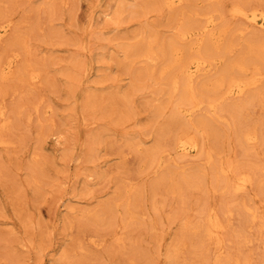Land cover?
<instances>
[{
    "label": "rangeland",
    "instance_id": "1",
    "mask_svg": "<svg viewBox=\"0 0 264 264\" xmlns=\"http://www.w3.org/2000/svg\"><path fill=\"white\" fill-rule=\"evenodd\" d=\"M235 3L264 10V0H0V25L11 23L0 66L18 54L15 75L0 72V138L9 141L0 145V264H264V52L260 31L232 16ZM209 16L225 29L218 42L180 37ZM171 42L178 60L214 59L196 83L224 75L191 114L170 91ZM259 76L250 92L226 97L233 77ZM187 138L194 157L178 146ZM222 167L253 183L226 188ZM210 209L226 225L219 251L195 229Z\"/></svg>",
    "mask_w": 264,
    "mask_h": 264
},
{
    "label": "bare ground",
    "instance_id": "2",
    "mask_svg": "<svg viewBox=\"0 0 264 264\" xmlns=\"http://www.w3.org/2000/svg\"><path fill=\"white\" fill-rule=\"evenodd\" d=\"M165 1L166 4H168V6L173 7L175 6L177 3H180L182 0H163ZM120 2V1H119ZM120 4V3H119ZM120 6V5H119ZM123 6V5H122ZM121 6V7H122ZM232 16L237 17V18H241L243 20L246 21L247 24H249L250 26H252L251 28H254L256 30L260 31V35L259 37V46L263 49L264 52V10H262L261 8H251V9H247L244 8L243 6L239 5V4H233L232 6ZM207 23L204 26V30H198V31H190V30H186V29H182L181 33H180V37L181 38H189V37H195L196 40H198V45L201 46L202 42H203V38L205 35L209 36L211 40L218 42V40H220V38L222 37V35L225 33V29H220V30H215L214 26L216 25V21L215 18L213 16H209L207 18ZM204 25V24H203ZM11 26L10 22L4 23L2 25H0V40L7 34L9 27ZM225 26V25H224ZM239 29V28H238ZM178 35V34H176ZM258 35V34H257ZM179 36V35H178ZM151 37V35H150ZM175 38V37H174ZM194 38V39H195ZM241 38V37H240ZM226 39V38H225ZM224 39V40H225ZM244 39V38H243ZM171 40V39H170ZM191 40V39H188ZM256 41V40H255ZM167 42V41H166ZM247 42V41H246ZM164 43V42H163ZM221 43V41H220ZM226 43V42H225ZM245 43V41H244ZM178 45V44H177ZM223 46V44H221ZM150 46V45H149ZM165 47V46H164ZM168 50L167 48L164 49V54L168 55V53H170V55H172V58L168 62L169 66H176V73L175 75L172 77V80L170 82V91L172 92H179V99H178V104H177V110L179 111V113L181 114L182 111H187L188 114L194 112L196 109H198L201 105V101L200 99L197 100L198 97V93L200 95L201 91H214L216 93V91L218 89L221 88V86L224 85V75L218 74L215 77L212 76H206L204 78V80L196 83L197 78L201 77V75H205L208 74V72L210 70H212L211 68V63L212 60L214 59H209L207 60V58L203 55H198V56H191L185 59H180L178 60L177 58H175V55L178 56L177 54V48L175 43L171 42L168 45ZM224 47V46H223ZM222 47V48H223ZM128 49V48H127ZM221 49V48H220ZM131 51V50H130ZM216 51V49H215ZM132 53V52H131ZM159 53V52H158ZM124 54V53H123ZM129 50H127L126 52V58H128ZM133 54V53H132ZM145 54V53H144ZM148 55V53H146ZM222 54V53H221ZM260 54V53H259ZM17 55L11 59H9L5 64H1L0 66V72H1V76L2 78H10L12 76L15 75L16 71V62H17ZM150 55V54H149ZM162 55V54H161ZM140 56V55H139ZM138 56V57H139ZM142 56V55H141ZM174 56V57H173ZM223 56V55H222ZM259 56V55H258ZM163 57V56H162ZM214 57V56H213ZM170 58V57H169ZM168 58V59H169ZM264 58V57H263ZM128 60V59H127ZM159 60V59H158ZM161 60V59H160ZM233 60V59H232ZM152 61V60H151ZM262 63V62H261ZM165 64V63H164ZM214 64V63H213ZM216 64V63H215ZM32 65V64H31ZM77 65V64H76ZM28 66H30L28 64ZM214 67V66H213ZM229 67V66H227ZM232 67L239 69L240 71H244L246 70V63L244 61H242L241 59H236L232 62ZM250 67V66H249ZM29 68V67H28ZM175 70V69H174ZM220 69H218L219 72ZM172 71V70H171ZM161 72V71H160ZM39 73V72H38ZM173 73V72H172ZM237 74V73H236ZM258 74V73H257ZM234 75V74H233ZM240 75V74H239ZM23 76V75H22ZM243 76V75H242ZM258 76V75H257ZM264 76V75H263ZM42 77V76H41ZM230 77V76H229ZM29 78L34 79L37 83L39 81V74L32 73V71H30L29 74ZM244 78V77H243ZM263 77L259 76L258 78L255 77L252 80H243L239 78H235L233 77L232 80L229 83V86L227 88V96L229 98H240L242 97L247 90H249L252 86H254L255 84H257ZM166 79V78H165ZM169 79V78H168ZM170 80V79H169ZM167 81V80H166ZM262 82V81H261ZM212 87H209L211 86ZM258 88V87H257ZM202 89V90H201ZM252 89V88H251ZM250 92V90H249ZM171 93V92H170ZM204 95V94H203ZM208 96L211 98L210 100H208L209 103V107H212L213 109L216 107V104L214 103L215 100L212 99V96H210L208 94ZM207 96V97H208ZM173 97V96H172ZM217 97V96H216ZM215 99V98H214ZM228 99V98H227ZM251 99V98H250ZM249 99V100H250ZM206 100V101H207ZM219 100V99H218ZM246 100V99H244ZM196 101V102H195ZM217 101V100H216ZM248 101V100H247ZM184 102H190L193 103V106H191L188 109L182 108L181 103ZM225 102V101H224ZM222 103V102H221ZM244 103V101H243ZM174 104V103H173ZM175 105V104H174ZM1 107V106H0ZM173 107V106H172ZM219 107V105H218ZM221 107V106H220ZM240 106H235V109H237ZM207 108V107H206ZM175 109V108H173ZM200 109V108H199ZM198 109V110H199ZM250 109V108H249ZM228 110V109H227ZM165 112V111H164ZM6 111L4 110L3 107L0 108V120H2V126L6 127L7 126V117H6ZM161 114V113H160ZM164 114V113H163ZM179 114V115H180ZM177 115V114H176ZM238 118V117H237ZM183 119V118H182ZM181 121V120H180ZM190 121V120H188ZM7 122V123H6ZM203 123H206L203 121ZM207 124V123H206ZM195 125V124H194ZM162 126V125H161ZM197 126V125H196ZM179 127V126H178ZM193 127V126H192ZM196 128V127H195ZM1 130V129H0ZM190 130V129H189ZM254 130V129H253ZM247 131V130H246ZM249 131V130H248ZM244 134L243 136V140L247 143H252L255 142V140L258 138V135L254 132H248ZM190 136V135H189ZM239 136V135H238ZM165 138V137H164ZM181 138V137H180ZM166 139V138H165ZM188 141L186 140H181L178 144V146H180L183 150L184 153L186 155H189L191 157H194L196 155V153L198 152V149L196 147V144L194 142H192L191 139L187 138ZM179 141V140H178ZM258 143V142H257ZM9 141L4 139V138H0V145H8ZM244 144V143H243ZM251 145V144H250ZM250 147V146H249ZM162 148V147H161ZM160 150V148H159ZM157 150H153L150 152L149 158L152 162H156L157 158ZM208 157L209 160L212 159V154L208 153ZM216 155V154H215ZM178 156V155H177ZM218 156V155H217ZM215 157V156H214ZM207 158V156H206ZM174 159V157L172 158ZM202 159V158H201ZM188 160V159H187ZM186 160V161H187ZM262 162V161H260ZM158 164H161L160 162ZM229 163L227 162V165ZM232 164V163H231ZM204 165V164H203ZM218 165V164H217ZM260 165V164H259ZM229 166V165H228ZM232 167V165H231ZM212 168V167H211ZM253 169V168H252ZM221 174H223L224 176V184L225 187L228 189H231L232 191H244L246 192L247 188L253 183V177L247 173L244 172H239V174L234 175V177H232V175H230V169H227L225 167H222L221 169ZM232 170V169H231ZM216 172V171H215ZM219 172V171H218ZM232 174V172H231ZM254 176V175H253ZM222 180V182H223ZM214 181V180H213ZM221 183V182H220ZM255 183V182H254ZM222 184V183H221ZM129 185V184H128ZM261 186V185H260ZM132 191V193L135 191V189H130ZM132 205H134L131 201H129L126 204V218L132 217L133 216V209H132ZM135 206V205H134ZM249 207V206H248ZM244 211V210H243ZM202 212V211H201ZM252 220H255L257 217L256 211H252ZM203 215V214H202ZM201 215V216H202ZM260 216V215H258ZM259 219V218H258ZM195 221V220H194ZM188 223V222H187ZM186 223V224H187ZM189 225V224H188ZM187 226V225H186ZM184 227V226H183ZM261 227V226H259ZM263 227V224H262ZM226 225L225 223L222 221L221 219V215L217 212V210H209L205 213L204 217L199 221V223L196 225L197 230H201L202 232H204L205 236H207L209 239L210 238H214L215 237V241L218 243V247L220 246L219 250H222L221 248L223 247L221 244L223 242V238L220 237V234L225 230ZM264 228V227H263ZM188 229V228H187ZM259 229V228H258ZM195 230V231H197ZM264 230V229H263ZM195 233V232H194ZM117 234V233H116ZM263 235V234H262ZM206 237V238H207ZM202 243V242H201ZM238 246V245H237ZM239 248V247H238ZM174 251V250H173ZM176 251L178 252V249H176ZM176 253H173L172 255L175 256ZM217 254V253H216ZM219 254V253H218ZM221 254V252H220ZM239 255V254H238ZM233 256V255H232ZM219 257V256H218ZM236 259V258H235ZM173 260V259H172ZM218 260H216L217 262ZM249 260L245 259L244 261H240V260H236L234 264H246ZM223 263V261H222ZM221 263V264H222ZM219 264V262L217 263Z\"/></svg>",
    "mask_w": 264,
    "mask_h": 264
}]
</instances>
